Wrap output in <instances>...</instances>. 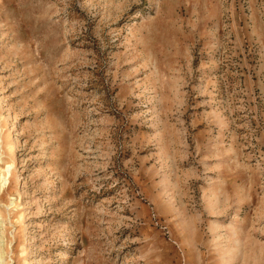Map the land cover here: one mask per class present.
Returning a JSON list of instances; mask_svg holds the SVG:
<instances>
[{
	"label": "rangeland",
	"instance_id": "obj_1",
	"mask_svg": "<svg viewBox=\"0 0 264 264\" xmlns=\"http://www.w3.org/2000/svg\"><path fill=\"white\" fill-rule=\"evenodd\" d=\"M0 152V264H264V0H0Z\"/></svg>",
	"mask_w": 264,
	"mask_h": 264
},
{
	"label": "bare ground",
	"instance_id": "obj_2",
	"mask_svg": "<svg viewBox=\"0 0 264 264\" xmlns=\"http://www.w3.org/2000/svg\"><path fill=\"white\" fill-rule=\"evenodd\" d=\"M0 154H1V152H0ZM5 168V167H4ZM4 170V171H3ZM2 171H0V193L3 191V189H4V187H5V184H6V177H5V175H6V173H7V171H8V167L6 166V168L5 169H3ZM6 172V173H5ZM2 225V224H1ZM0 225V226H1ZM0 230H2V229H0Z\"/></svg>",
	"mask_w": 264,
	"mask_h": 264
}]
</instances>
